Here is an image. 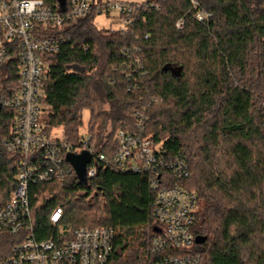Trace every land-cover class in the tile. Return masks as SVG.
<instances>
[{
  "label": "trees",
  "instance_id": "1",
  "mask_svg": "<svg viewBox=\"0 0 264 264\" xmlns=\"http://www.w3.org/2000/svg\"><path fill=\"white\" fill-rule=\"evenodd\" d=\"M191 1L161 0L162 9L126 35H107L93 15L55 33L67 41L51 57L42 122L76 151L89 113L90 141L72 156L88 153L85 172L97 173L81 179L68 158L72 174L31 187V210L46 232L57 208L71 231L113 229L110 264L156 261L150 176L107 167L119 150L117 132H136L138 116L167 159L189 168L181 185L198 198L193 233L206 239L194 246L200 264H264V0H194L212 16L205 24ZM16 76L17 66L0 65V85L9 88ZM13 124V111L3 109L0 139ZM17 173L16 160L0 151V206Z\"/></svg>",
  "mask_w": 264,
  "mask_h": 264
},
{
  "label": "built area",
  "instance_id": "2",
  "mask_svg": "<svg viewBox=\"0 0 264 264\" xmlns=\"http://www.w3.org/2000/svg\"><path fill=\"white\" fill-rule=\"evenodd\" d=\"M161 0H45L28 12V0H0V65L17 66V76L9 88L0 85V108L14 113L11 134L0 139V151L16 160L18 173L15 189L5 205L0 206V264H110L114 257L115 232L111 228H80L71 231L62 223L64 211L55 209L49 218L52 229H39L34 221L30 189L62 181L72 174L67 163L70 155L86 149L90 137L83 135L84 148L74 151L63 134L46 132L42 118L45 104V82L51 57L60 52L67 40L55 35L72 20L103 17L111 28L107 35H126L145 23L152 11H160ZM195 19L202 24L212 16L191 1ZM95 24V22H94ZM117 27V29H113ZM184 23H177L182 30ZM8 81V76H4ZM0 111V112H1ZM116 139L119 150L107 167L116 171L148 174L157 193L152 228L155 238L151 253L153 264H200L195 255L193 233L198 210L197 195L181 182L190 176L182 159H167L160 144L145 136L144 118L137 117V131L120 130ZM97 168L86 173L96 176ZM156 230V231H155Z\"/></svg>",
  "mask_w": 264,
  "mask_h": 264
},
{
  "label": "water",
  "instance_id": "3",
  "mask_svg": "<svg viewBox=\"0 0 264 264\" xmlns=\"http://www.w3.org/2000/svg\"><path fill=\"white\" fill-rule=\"evenodd\" d=\"M62 3L65 2V0H61ZM1 111V108H0ZM69 160L74 163L76 171L81 179H84L86 177V166L91 160V156L88 153H84L82 156H69ZM156 231V230H155ZM206 239L198 237L196 239L197 245H203L205 243Z\"/></svg>",
  "mask_w": 264,
  "mask_h": 264
},
{
  "label": "rangeland",
  "instance_id": "4",
  "mask_svg": "<svg viewBox=\"0 0 264 264\" xmlns=\"http://www.w3.org/2000/svg\"><path fill=\"white\" fill-rule=\"evenodd\" d=\"M95 26L99 29V30H109L111 28V24L109 21H107L105 18L100 17L98 19L95 20ZM113 29H117V27H113ZM90 120V115L89 113H86L84 115V126L83 129L81 131V136L86 135L87 134V127H88V123ZM61 131H57V134L59 135Z\"/></svg>",
  "mask_w": 264,
  "mask_h": 264
},
{
  "label": "clouds",
  "instance_id": "5",
  "mask_svg": "<svg viewBox=\"0 0 264 264\" xmlns=\"http://www.w3.org/2000/svg\"><path fill=\"white\" fill-rule=\"evenodd\" d=\"M39 2L40 0H28V2L24 5V8H26L28 12H31Z\"/></svg>",
  "mask_w": 264,
  "mask_h": 264
}]
</instances>
